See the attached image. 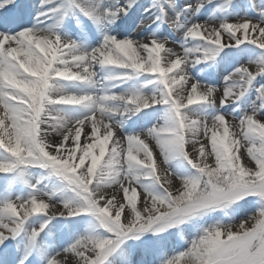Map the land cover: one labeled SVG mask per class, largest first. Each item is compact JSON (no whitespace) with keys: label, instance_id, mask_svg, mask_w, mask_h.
<instances>
[{"label":"snow or ice","instance_id":"snow-or-ice-1","mask_svg":"<svg viewBox=\"0 0 264 264\" xmlns=\"http://www.w3.org/2000/svg\"><path fill=\"white\" fill-rule=\"evenodd\" d=\"M0 264H264V0H0Z\"/></svg>","mask_w":264,"mask_h":264},{"label":"bare ground","instance_id":"bare-ground-1","mask_svg":"<svg viewBox=\"0 0 264 264\" xmlns=\"http://www.w3.org/2000/svg\"><path fill=\"white\" fill-rule=\"evenodd\" d=\"M36 2H38V0H36ZM179 2L180 3H183V0H179ZM251 2H255V3H259V0H237V3L238 4H247V3H251ZM201 19H203V17L201 18ZM233 20H235V17H233ZM218 23V22H217ZM165 34H167V33H165ZM167 47H171V48H173L175 51H181L180 49H179V47H178V45H176V44H173V43H169L168 45H167ZM253 70H255V68H254V66H253ZM185 95H186V93H185ZM218 96H219V94H218ZM230 110V109H229ZM229 120L231 121V117H229ZM234 123V125L235 124H238V121H236V122H233ZM230 131L231 132H233V133H236V134H238L239 133V128L238 127H236V126H233L231 129H230ZM203 139V138H202ZM82 142H83V137H82ZM189 150L191 151V147L189 148ZM241 153L242 154H244L243 155V162L245 163V164H248L249 163V161H248V159L246 158V153L244 152V149H241ZM209 163H213V161L211 160V159H209ZM52 182H48V185H47V189L46 190H51V188H52V184H51ZM177 184H178V182H177ZM175 190V186H174V188H173V191ZM118 199H119V197H118Z\"/></svg>","mask_w":264,"mask_h":264},{"label":"rangeland","instance_id":"rangeland-1","mask_svg":"<svg viewBox=\"0 0 264 264\" xmlns=\"http://www.w3.org/2000/svg\"><path fill=\"white\" fill-rule=\"evenodd\" d=\"M31 171H32V174H33V178H34V180L40 178V176H41V174H42V170H40V169H32ZM48 182H52V180L50 179V180L44 181V182L40 185L41 188H45V185H48ZM51 184H52V187H53V182H52ZM237 223H238V221H237Z\"/></svg>","mask_w":264,"mask_h":264}]
</instances>
